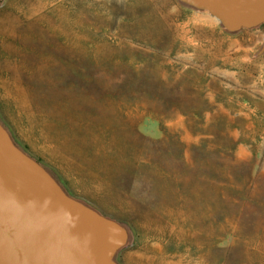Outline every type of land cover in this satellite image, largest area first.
I'll list each match as a JSON object with an SVG mask.
<instances>
[{"label": "rangeland", "instance_id": "rangeland-1", "mask_svg": "<svg viewBox=\"0 0 264 264\" xmlns=\"http://www.w3.org/2000/svg\"><path fill=\"white\" fill-rule=\"evenodd\" d=\"M263 46L182 0H1L0 125L116 264H264Z\"/></svg>", "mask_w": 264, "mask_h": 264}, {"label": "water", "instance_id": "water-1", "mask_svg": "<svg viewBox=\"0 0 264 264\" xmlns=\"http://www.w3.org/2000/svg\"><path fill=\"white\" fill-rule=\"evenodd\" d=\"M182 1L232 31L264 24V0ZM125 240L121 224L67 196L0 125V264H116Z\"/></svg>", "mask_w": 264, "mask_h": 264}]
</instances>
